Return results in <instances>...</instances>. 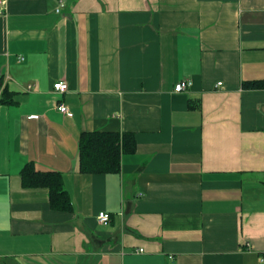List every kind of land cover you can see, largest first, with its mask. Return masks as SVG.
Returning <instances> with one entry per match:
<instances>
[{"label": "crops", "instance_id": "1", "mask_svg": "<svg viewBox=\"0 0 264 264\" xmlns=\"http://www.w3.org/2000/svg\"><path fill=\"white\" fill-rule=\"evenodd\" d=\"M0 11V264H264V0ZM95 131L134 134L119 173H79ZM27 163L62 175L70 213L22 188Z\"/></svg>", "mask_w": 264, "mask_h": 264}, {"label": "trees", "instance_id": "2", "mask_svg": "<svg viewBox=\"0 0 264 264\" xmlns=\"http://www.w3.org/2000/svg\"><path fill=\"white\" fill-rule=\"evenodd\" d=\"M260 82H246L244 87L257 88L260 87ZM135 150L136 139L131 132H82L78 139V171L91 175L119 173L122 155L133 154ZM20 177L24 189L47 190L48 206L51 211L61 213L72 211L71 199L59 172L39 170L33 163H27L21 170Z\"/></svg>", "mask_w": 264, "mask_h": 264}, {"label": "built area", "instance_id": "3", "mask_svg": "<svg viewBox=\"0 0 264 264\" xmlns=\"http://www.w3.org/2000/svg\"><path fill=\"white\" fill-rule=\"evenodd\" d=\"M57 11H59V9H57ZM0 13H1V11H0ZM191 85H192V83L189 80L181 81L174 86V91L176 93L183 92L186 89H188ZM218 85H221V84L219 83ZM30 88H32V86H30V85L27 86V89H30ZM67 88H68L67 84L65 82H61V81L57 82L53 85L54 91H56L58 93H64L67 90ZM57 110L59 112H61L62 114H65L68 117H72L71 112L68 110V108L64 104H59L57 107ZM32 117L35 118L34 116H32ZM109 221H110V215L108 213H106V212L98 213L97 222L99 224L107 225L109 223ZM261 261H264V259H261Z\"/></svg>", "mask_w": 264, "mask_h": 264}, {"label": "bare ground", "instance_id": "4", "mask_svg": "<svg viewBox=\"0 0 264 264\" xmlns=\"http://www.w3.org/2000/svg\"><path fill=\"white\" fill-rule=\"evenodd\" d=\"M187 90V89H186Z\"/></svg>", "mask_w": 264, "mask_h": 264}]
</instances>
